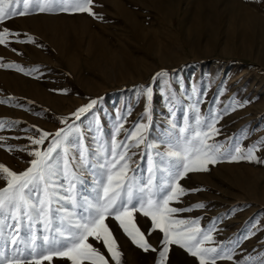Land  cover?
Here are the masks:
<instances>
[{
	"label": "rangeland",
	"instance_id": "374dc122",
	"mask_svg": "<svg viewBox=\"0 0 264 264\" xmlns=\"http://www.w3.org/2000/svg\"><path fill=\"white\" fill-rule=\"evenodd\" d=\"M17 7L22 10L23 4ZM91 7L95 16L31 13L0 23V31L7 27L14 33L0 44V63L24 69L0 67L4 123L0 137L5 138L0 140L4 145L0 163L16 172L25 170L32 159L29 151L43 150L51 139L32 145L29 136L38 138V129L55 133L74 124L77 131L69 138L66 154L59 150L53 161L58 199L52 206L53 227L66 228L71 217L83 215L87 205L96 201L114 139L128 143L137 124H148L145 143L130 149V165L139 186L153 175L150 168L159 184L171 166L163 153L176 144L178 129L186 122L195 128L197 114L207 119L218 115L220 134L215 140L226 147L255 146L260 162L230 161L225 156L208 171L189 173L181 185L200 191L188 192L170 206L205 205L174 215L198 218L205 232L212 230L213 240L204 246L233 255L232 260L217 264L248 260L260 264L264 259V0H93ZM162 70L166 74L158 77ZM147 88L152 89L150 102L144 94ZM92 100L97 103L76 121L72 113ZM146 105L150 118L145 115ZM118 126L122 129L117 134ZM8 146L15 150L8 151ZM66 160L74 180L65 178ZM70 180L76 184V207L64 199L70 195ZM4 186L0 179V187ZM38 192H29L31 202H37ZM136 221L157 251L145 252L134 245L109 217L106 222L122 253L121 264H157L162 233L148 235L151 219L142 213L136 214ZM13 223L7 211L0 212V253L13 254L9 236ZM20 227L25 241L43 234L35 216L31 222L21 216ZM89 242L100 248L109 264H115L99 242L93 238ZM51 264L71 261L54 257ZM166 264L199 261L171 245Z\"/></svg>",
	"mask_w": 264,
	"mask_h": 264
},
{
	"label": "snow or ice",
	"instance_id": "6c2138e0",
	"mask_svg": "<svg viewBox=\"0 0 264 264\" xmlns=\"http://www.w3.org/2000/svg\"><path fill=\"white\" fill-rule=\"evenodd\" d=\"M21 3L23 8L19 10L17 6ZM92 4L93 0H0V23L31 13L72 12L89 13L95 16ZM13 34L4 27L0 31V44H5L6 37ZM15 35L19 36L18 33ZM29 40H32V37H29ZM0 67H16L24 71L20 65L14 63H0ZM165 74L166 72L162 70L156 75L159 77ZM144 94L150 102L152 89L147 88ZM96 103L97 100H92L78 108L72 116L79 121ZM232 110L234 111L235 108ZM145 115L150 118L149 105H146ZM220 118L218 115H213L211 119H207L197 114L195 128L186 122L178 129L179 137L176 144L169 145L163 153L171 161V166L167 169L166 180L159 184L154 182L155 170L150 168L149 171L153 175L146 184L139 186L130 165V149L145 143V133L149 125L137 124L129 134L128 143L123 141L118 143L114 139L111 146V158L104 165L107 170L106 177L100 182L96 201L87 205L83 215L71 217L66 228L53 227L52 206L54 201L58 203L53 161L59 150L64 149L66 154L69 138L77 129L74 124H68L67 128H60L55 133L38 129V138L28 137L32 145H43L47 139L51 138L50 143L43 150L33 148L29 151L28 154L32 159L25 170L16 172L0 163V179L5 182V186L0 187V212L7 211L14 221L9 226L13 254L0 253V264H44L45 261L51 264L54 257L67 258L71 264H84V261H89L90 264H109V260L100 248L90 243L89 238H93L106 248L115 264H121L122 253L118 250L117 241L106 222L109 217L118 222L120 229L134 245L145 252L149 250L156 252L157 249L149 243L145 232L136 221L137 213H142L144 217L151 219L148 235L156 230L162 233L160 241L162 250L159 251L157 264H166L171 245L185 249L192 257L198 259L199 264H217V260H232L233 255L228 254L224 249L204 246L205 241L213 240L212 230L205 232L199 226L198 218L178 219L174 215L191 211L192 208H204L203 203H197L190 208L170 206L172 202H179L188 192L200 191V189H185L181 185V179L187 177L189 173L208 171L209 165L220 162V159L225 156L230 161L260 162L255 155V146L244 149L236 144H229L226 147L215 140V137L220 134V129L217 127ZM64 122L67 123V121ZM0 127H4L2 121H0ZM121 129L122 126H118L116 133L118 134ZM4 139L0 137V140ZM3 146L0 145V147ZM7 150L11 152L15 149L8 146ZM64 173L66 179L69 176L75 179V175L68 172L67 160L64 164ZM36 189H39L38 200L31 202L29 192ZM75 189L76 184L70 180L68 188L70 195L65 196L64 199L70 200L73 207L78 204ZM21 216H26L29 222L34 216L37 217L43 225V234H33L30 241H25L21 235ZM242 264H252V262L248 260L243 261ZM260 264H264V259Z\"/></svg>",
	"mask_w": 264,
	"mask_h": 264
}]
</instances>
